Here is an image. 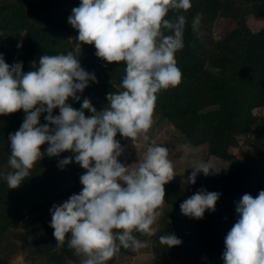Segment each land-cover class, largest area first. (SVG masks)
<instances>
[{"label": "trees", "instance_id": "obj_1", "mask_svg": "<svg viewBox=\"0 0 264 264\" xmlns=\"http://www.w3.org/2000/svg\"><path fill=\"white\" fill-rule=\"evenodd\" d=\"M79 4L80 0H0V54L9 65L21 62L27 73L43 55L71 52L85 71L94 73L96 82L90 81L77 94L79 101L69 98L66 103L80 110L87 98L99 112L107 105V94L122 91L125 65L97 58L94 45L78 47V32L68 17ZM191 4L187 12L168 14L172 19L179 14L186 17L184 47L175 54L182 77L178 86L157 94L152 119L172 126L186 145L204 149L206 155L228 162V167L218 176L199 173L195 184L165 185L154 234L134 233L149 247L150 264H224V240L238 220L236 204L244 194L256 197L264 190V0H191ZM197 13L202 20L193 31ZM21 31L27 35L18 48ZM84 114L91 115L86 110ZM45 115L39 118L41 125ZM52 115H59V110ZM24 119L23 110L0 116V173L11 170L8 136ZM115 139L121 146L131 141L119 133ZM241 141L247 148L240 150ZM47 147L42 145L41 152ZM231 148H239L240 161L231 162L235 157ZM72 155H43L16 189H9L0 176V264H12L16 255L24 264L68 260L79 264L67 246V236L64 246L57 248L49 227L52 205L76 190L81 167L75 162L58 167L60 160ZM201 189L220 194L215 211L206 210L202 219L184 216L180 204ZM166 234H174L181 244L162 245L159 237ZM133 253L121 248L107 262L114 264L121 255Z\"/></svg>", "mask_w": 264, "mask_h": 264}, {"label": "clouds", "instance_id": "obj_2", "mask_svg": "<svg viewBox=\"0 0 264 264\" xmlns=\"http://www.w3.org/2000/svg\"><path fill=\"white\" fill-rule=\"evenodd\" d=\"M191 7V0H80L72 9L68 24L78 32V47L94 45L97 58L125 65L122 91L107 94V105L99 112L87 98L80 110L66 103L69 98L79 101L77 94L90 81L96 82L94 73L85 71L71 52L43 55L27 73L21 62L9 65L0 54V116L25 113L19 130L8 136L11 170L0 176L9 189H16L43 155L73 154L60 160L58 167L78 164L85 170L80 177L83 187L62 204L52 205L49 227L55 247H63L67 236V246L79 264H106L121 248L143 247L134 233L154 234L164 185L175 176L169 150L149 146L139 162L125 166L118 162L123 149L115 137L119 133L149 139L157 94L178 86L182 77L175 54L184 47L186 17L179 14L172 19L168 14ZM201 20L197 13L193 31ZM25 35L26 31L20 32L18 48ZM54 109L59 115H52ZM85 110L91 115L86 117ZM43 113L47 115L41 125ZM44 144L48 147L42 153ZM219 171L201 162L187 182L195 184L198 173L208 176ZM219 197L201 189L180 204L181 213L202 219L206 210L215 211ZM235 211L239 219L225 237L224 264H264V190L256 197L244 194ZM159 242L168 248L181 244L174 234L160 236Z\"/></svg>", "mask_w": 264, "mask_h": 264}, {"label": "rangeland", "instance_id": "obj_3", "mask_svg": "<svg viewBox=\"0 0 264 264\" xmlns=\"http://www.w3.org/2000/svg\"><path fill=\"white\" fill-rule=\"evenodd\" d=\"M252 27L253 30H256L257 23L253 24ZM152 121V126L147 133L149 139L147 141H145L142 137L131 139L130 143L121 146L123 152L122 155L118 158V162L124 164L125 166H130L142 159L144 153L147 150V147L154 145L166 147L169 150V159L172 161L175 173L172 181L179 184L188 183V177L191 175L193 168H195L201 162L209 163L214 169L220 170L218 174H212L216 176L221 174L228 167V162L218 160L212 156L206 155L204 149L202 150L191 148L190 146L186 145L181 140V138H179L178 133L175 132L172 126L166 123H159L153 119ZM242 148H247L243 141H241L240 150ZM229 150L235 156L231 162L241 160V156L239 155V148H231ZM73 168L74 167H72V169ZM84 173L85 170L80 168L79 177L77 180L75 179L76 190L74 194H79L82 190L83 186L80 184V177ZM67 199L56 201L55 204L60 205ZM156 212L157 219L159 216L160 208H158ZM237 218L239 219L238 215ZM156 226L157 223L155 220V223L152 225L153 229H155ZM142 244L143 247H141L139 250H133V255H121L114 264H150V255L148 253L149 247L146 243ZM12 264L24 263L22 262V258L19 255H16L12 259ZM106 264H108V262H106Z\"/></svg>", "mask_w": 264, "mask_h": 264}]
</instances>
